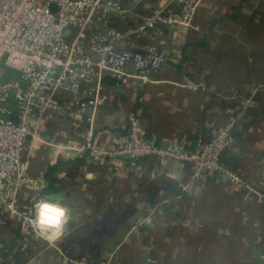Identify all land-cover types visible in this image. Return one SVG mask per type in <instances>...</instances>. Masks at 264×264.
<instances>
[{
    "label": "crops",
    "instance_id": "1",
    "mask_svg": "<svg viewBox=\"0 0 264 264\" xmlns=\"http://www.w3.org/2000/svg\"><path fill=\"white\" fill-rule=\"evenodd\" d=\"M111 1L125 13L109 16V28L122 32L157 11L185 8V0ZM126 40L120 49L132 42L143 52L158 44L168 60L149 80L131 66L122 79L105 77L98 145L114 147L136 123L157 145L178 140L190 147L249 100L252 107L236 121L234 144L222 156L242 183L192 179L186 165L159 157L126 164L74 157L61 146H78L81 131L50 116L17 203L35 226L41 199L66 205L68 219L61 235L48 240L0 210V264H264V0H201L189 24L171 29L161 22ZM201 81L204 87H191ZM50 169L56 190L44 193ZM88 172L94 179H86Z\"/></svg>",
    "mask_w": 264,
    "mask_h": 264
},
{
    "label": "built area",
    "instance_id": "2",
    "mask_svg": "<svg viewBox=\"0 0 264 264\" xmlns=\"http://www.w3.org/2000/svg\"><path fill=\"white\" fill-rule=\"evenodd\" d=\"M200 1L185 0L179 14L157 11L122 32L109 28V16L122 18L125 13L111 0H0V210L29 222L38 238L61 235L62 230L33 225L35 217L24 216L17 203L21 187L30 182L27 165L34 143L46 133L50 116L67 118L81 131L78 146H61L74 157L120 164L159 157L186 165L192 179L222 176L232 184L242 183L224 167L222 156L234 144L236 121L252 107L249 100L236 106L207 140L190 147L178 140L157 145L142 137L136 123L112 148L95 140L99 110L108 98L105 77L122 79L131 66L149 80L168 60L158 44L143 52L132 42L128 49L119 45L161 22L171 29L189 24ZM146 2L134 0L138 5ZM249 197L244 195L245 200ZM70 262L89 264L82 259Z\"/></svg>",
    "mask_w": 264,
    "mask_h": 264
},
{
    "label": "clouds",
    "instance_id": "3",
    "mask_svg": "<svg viewBox=\"0 0 264 264\" xmlns=\"http://www.w3.org/2000/svg\"><path fill=\"white\" fill-rule=\"evenodd\" d=\"M86 179H94V174L88 172ZM69 209L66 205L48 199H41L36 204V221L44 228L54 229L59 233L68 219Z\"/></svg>",
    "mask_w": 264,
    "mask_h": 264
},
{
    "label": "trees",
    "instance_id": "4",
    "mask_svg": "<svg viewBox=\"0 0 264 264\" xmlns=\"http://www.w3.org/2000/svg\"><path fill=\"white\" fill-rule=\"evenodd\" d=\"M105 83H106V85H108V83H107V81L105 80ZM52 170L53 169H50L49 171H48V175H46V178L49 180L50 178V174L52 173ZM49 183H50V185H49V187H48V189H46L45 191H44V193L46 192V193H49V192H54L55 190H56V183L54 182V180H49ZM43 195V194H42Z\"/></svg>",
    "mask_w": 264,
    "mask_h": 264
},
{
    "label": "water",
    "instance_id": "5",
    "mask_svg": "<svg viewBox=\"0 0 264 264\" xmlns=\"http://www.w3.org/2000/svg\"><path fill=\"white\" fill-rule=\"evenodd\" d=\"M69 33H70V31L68 30V31L66 32V34H69ZM9 77L13 78L14 76H13V75H10Z\"/></svg>",
    "mask_w": 264,
    "mask_h": 264
},
{
    "label": "rangeland",
    "instance_id": "6",
    "mask_svg": "<svg viewBox=\"0 0 264 264\" xmlns=\"http://www.w3.org/2000/svg\"><path fill=\"white\" fill-rule=\"evenodd\" d=\"M2 70H5L4 68H2ZM6 73H7V71H6Z\"/></svg>",
    "mask_w": 264,
    "mask_h": 264
}]
</instances>
